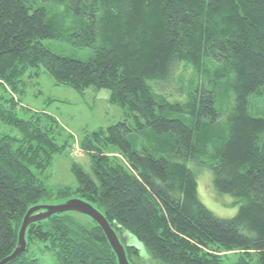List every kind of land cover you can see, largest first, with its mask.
Instances as JSON below:
<instances>
[{"label": "trees", "instance_id": "1", "mask_svg": "<svg viewBox=\"0 0 264 264\" xmlns=\"http://www.w3.org/2000/svg\"><path fill=\"white\" fill-rule=\"evenodd\" d=\"M52 40L91 55H60L44 43ZM178 66L176 94L167 93ZM43 72L77 92L109 90L127 113L80 141L92 172L73 163L76 187L42 180L71 138L61 143L58 119L23 102L24 78ZM258 100L264 0H0V122L18 133L0 134V261L17 248L30 208L79 198L137 239L140 247L125 246L131 264H264V117L250 111ZM190 163L237 199L235 216L202 203ZM85 217L31 224L9 264H45L48 254L56 264H118Z\"/></svg>", "mask_w": 264, "mask_h": 264}, {"label": "rangeland", "instance_id": "2", "mask_svg": "<svg viewBox=\"0 0 264 264\" xmlns=\"http://www.w3.org/2000/svg\"><path fill=\"white\" fill-rule=\"evenodd\" d=\"M46 46L54 52L65 56H76L81 59H88L91 55L90 50H78L70 44L60 40L44 42ZM175 74L171 79V85L168 92L176 94V88L179 86L176 82V76L182 70L180 66L176 68ZM192 72L187 69L184 73L185 85L182 90H190ZM191 78V79H190ZM24 103L34 111H45L58 119L62 128L63 136L61 143L70 135V146L65 148L61 155H57L52 168L42 178L47 187L58 189L61 187H76L77 181L71 171L73 163L81 164L86 171L92 172V161L90 156L84 155L79 148L80 141L98 128H106L120 121L127 119L126 112L120 106L112 104L109 101L111 92L109 90H96L90 88L84 93L64 86L57 85L47 74L41 73L39 77L26 76L24 78ZM186 95L184 94L183 100ZM186 100V99H185ZM232 103V102H231ZM252 115L264 117V101L258 100L250 105ZM227 115L222 116V122H225ZM0 134L18 135L17 131L0 122ZM214 153V151H211ZM198 182V195L202 203L212 211L216 216L222 218H231L239 210L237 199L231 195L221 194L213 184V174L210 168L202 164L190 163ZM42 205L58 204L57 201L41 202ZM80 218H85L80 215ZM119 234V231L117 232ZM120 238L125 245H135V237H130L124 233ZM37 248V247H36ZM34 250V249H33ZM35 251V250H34ZM38 251V250H37ZM39 253V252H38ZM37 253V254H38ZM48 254V253H47ZM42 257L43 255L40 254ZM228 256L235 258V254L228 253ZM49 256L45 259V264H56Z\"/></svg>", "mask_w": 264, "mask_h": 264}, {"label": "water", "instance_id": "3", "mask_svg": "<svg viewBox=\"0 0 264 264\" xmlns=\"http://www.w3.org/2000/svg\"><path fill=\"white\" fill-rule=\"evenodd\" d=\"M67 212H74L90 217L103 229L113 251L117 256L118 264H131L127 258L125 250L126 245L122 242L120 234L124 236V233H126L130 237H133V235L122 227H116L119 231L118 234L116 229H114L110 225L108 220L99 210L93 207L90 203L83 201L79 198H72L63 203L52 205H37L30 208V210L25 215L22 226L20 228L19 242L17 248L10 256L0 261V264H9L11 262H14L26 250V233L31 224L50 218L53 215ZM135 241L136 246L140 247L136 238Z\"/></svg>", "mask_w": 264, "mask_h": 264}]
</instances>
